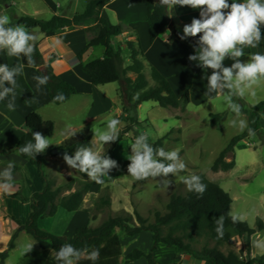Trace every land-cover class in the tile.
Listing matches in <instances>:
<instances>
[{
	"label": "trees",
	"instance_id": "trees-1",
	"mask_svg": "<svg viewBox=\"0 0 264 264\" xmlns=\"http://www.w3.org/2000/svg\"><path fill=\"white\" fill-rule=\"evenodd\" d=\"M9 0H0V5H6ZM232 1L229 0V3ZM159 0H148V31L150 42L153 43L161 32L170 24L168 10L160 6ZM106 0H89L83 13L75 14L72 17L55 16L49 21L38 20L30 16H24L11 22L12 25L20 24L28 30H39L44 34L55 35L69 28H75L84 24H95L89 31L93 36L88 46L80 53L79 59L93 47H104L106 57L96 59L87 63H82L86 73L89 74L95 86H103L118 82V95L123 109V114L118 120L125 122L126 126L121 128L120 137L113 145L123 140L130 132H136L140 124L138 120L139 107L149 101L159 104L162 108H174L185 110L191 102L190 86H188L182 97H177L169 81L162 76L154 67L147 66L144 53L139 41H128L125 46L115 48L112 40L124 33L122 25L111 23L105 10ZM182 35L174 32L173 36L177 40L193 46L197 45L199 35L181 40ZM264 35V32L262 33ZM264 40V39H263ZM130 60L129 66H125L126 56ZM35 64L45 65L42 55L35 46L33 54ZM149 69L150 79L146 71ZM204 70V69H202ZM211 70V69H208ZM129 73L135 74V78L129 76ZM41 76H48L46 87L48 88L51 100L56 105L67 102L72 96L77 94V90L71 84L58 77L51 66H46L40 71ZM152 81V83H151ZM58 93H62L64 99L55 100ZM238 102L239 98H234ZM241 105V104H240ZM242 107V115L248 120V126L255 130L256 134L261 135L260 121L264 118V102L255 106ZM224 114H211V126L218 128ZM25 133L20 140L18 147L32 140V132H41L45 136L52 137L55 133V124L52 121H44L36 112H31L24 125ZM248 137L247 130L242 134L232 138L228 146L219 154L213 163L211 170L214 173L228 172L234 169L235 148L237 144ZM93 136L89 131H85L82 137L68 140L60 147L67 150L69 155H73L75 150L83 146L94 147ZM164 138L155 142H150L154 147H164ZM54 148H48L44 153L52 154ZM44 153L38 154L35 159L20 154L24 159L30 160L34 165L44 183V190L35 193L31 198V213L25 224L15 221L19 225L18 231H26L40 245L41 252L34 253L22 259L20 264H58L55 260V252L64 243H70L76 248L99 249V259L95 264H129L135 260L145 258L148 264H157L154 253L157 250V244L162 243L174 247L178 253H184L193 256L196 259H207L211 264H264V255L260 258L250 259L247 262L240 259V256L234 252L227 254L219 250V246L227 244L232 239V231L238 236H251L255 233L248 223L240 220L233 222L229 215L232 198L225 192L221 186L209 180L204 174L201 175L203 183L207 186L203 195L195 192H188L187 195H173L167 206V214L156 215L155 224H146V221L135 212L136 220L134 222L132 214L123 213L110 216L96 227H80L76 230L74 237L70 242L65 238L56 236L40 228V220L54 217L58 210L64 209L72 213L82 208L84 199L90 192L91 184L87 183L78 187L75 192L63 196L64 189L71 190L75 184V179H71L65 185H57L54 178L48 177L44 170ZM230 155L233 156L228 161ZM83 179H89L86 174L76 171ZM13 195L12 197H16ZM111 205L109 198H100L97 208L102 210ZM220 216L224 217L223 235L218 237L215 223ZM259 226V224H258ZM164 228L169 231L164 235ZM117 229L128 236H134L144 231L153 233L154 246L151 252L146 253L139 249L123 257L122 244L117 234ZM18 232H15L10 240L8 249L0 253V264H5L11 250L15 248V241ZM203 239L207 242L213 241L215 246L212 248L203 247L201 250L194 249L193 244ZM78 264H93L92 261L82 258Z\"/></svg>",
	"mask_w": 264,
	"mask_h": 264
},
{
	"label": "crops",
	"instance_id": "crops-1",
	"mask_svg": "<svg viewBox=\"0 0 264 264\" xmlns=\"http://www.w3.org/2000/svg\"><path fill=\"white\" fill-rule=\"evenodd\" d=\"M237 2H242V0H237ZM58 9L55 6L53 8L54 14L44 21H49L55 16L72 17L75 15L66 12L59 14ZM105 10L112 24L124 27V33L112 40L115 48L125 46L128 41H139L146 65L154 67L169 81L177 97H182L185 89L190 86L191 103L195 98L196 100L200 99L199 103L207 102L212 98L204 95L207 88L206 76L210 75L212 70H202L195 62L189 61L188 56L194 54L193 46L183 43L173 36L175 31L183 34V26L190 24L193 18H199L198 9L194 10L187 6H175L171 16L168 14L170 24L164 28L153 43L150 42L148 31V0H106ZM94 26L95 24L93 23L84 24L75 28L65 29L55 35L44 34L39 30H29L39 37L36 44L45 63L43 66L38 67L35 63L29 66L25 60L21 59L18 61L16 57H9L6 52L0 51V63H6L10 67L18 62L24 64L23 72L16 77L15 111L7 109V99L0 101V169L5 168L10 161L15 162L14 186L8 191L0 189V253L8 249L13 234L18 232L15 248L10 251L5 264H10L11 257L20 250L21 242L23 244L26 242L36 243L33 246V250L22 256L20 261L31 254L41 252L40 245L31 235L23 230L18 231L19 225L16 222L20 221L22 224L27 222L31 213L32 196L44 190V183L37 168L31 164L30 160L22 158L16 152V148L25 133L24 125L28 115L31 112H36L44 121L54 122L55 133L50 138L53 144L49 148L60 149L66 141L82 137L85 131H89L94 136L92 128L95 129L96 133V130L105 127L107 117L119 119L123 114L118 95L119 88L113 87V83L95 86L89 74L83 68L82 63L104 59L106 57V49L101 46L90 48L82 56V61L79 59L80 53L88 46L93 36L89 29ZM261 31L262 33L264 32V27H262ZM167 39L170 43H166ZM255 52L264 54L263 39L257 48L245 47V54L239 59L242 62H247L249 54ZM125 56V66L127 67L130 64L128 52H125ZM231 61L234 62L233 60ZM46 66H51L58 77L71 84L77 90L76 95L61 105H56L52 102L46 85L37 88V81L33 79L34 76H41L40 71L44 70ZM41 67H44V69L41 70ZM146 74L147 76L150 75V73L148 75L147 71ZM129 76L135 78L132 73H129ZM263 79L261 78L260 80ZM142 106L143 104L139 109ZM178 110L183 112L181 109H176V111ZM186 111L187 108L183 113L185 114ZM177 118L181 119V116L177 114ZM121 122L120 129L126 126L125 122ZM260 129L264 135V118L260 121ZM74 132L75 134L72 135ZM97 140L98 134L96 133L92 139L94 151H97L95 142ZM62 157L63 155L44 153V164L48 167L51 162L63 161ZM235 162L234 169L225 173L233 172L238 168L236 159ZM47 167L46 169H48ZM53 173L51 178L56 180L57 185H61L60 182L65 178L60 179L58 176H62V172ZM103 179L104 181H110L113 177H104ZM87 183L91 184V189L85 197L80 210L69 213L60 208L54 217L40 220V228L56 236L63 237L67 242H70L78 228L92 227V223L101 224L100 217L102 213H99L98 218L92 217L91 209L95 207L96 202H99V196L105 185H107L106 182L97 184L92 180H87V182L83 183L81 181L77 185L76 181L75 186L71 190L68 188L64 189L63 196L75 192L78 187ZM13 195L17 196L12 197ZM112 203L111 200V205ZM262 205L264 206V201ZM125 211L132 214L130 211ZM248 219L249 216L240 220L247 223ZM254 219H257V224H259L256 229L250 223L248 224L255 230L254 234L251 236H234L228 243V246H230V251L228 252L238 254L240 259L246 262L264 255V246L259 248L260 244L264 245V215L254 216ZM117 234L122 244L123 257H126L135 249L149 253L155 244L153 233L149 231L128 236L117 229ZM154 257L157 264H211L207 259H196L191 255L178 253L174 247L162 243L157 244ZM129 264H148V261L145 258H141Z\"/></svg>",
	"mask_w": 264,
	"mask_h": 264
},
{
	"label": "clouds",
	"instance_id": "clouds-1",
	"mask_svg": "<svg viewBox=\"0 0 264 264\" xmlns=\"http://www.w3.org/2000/svg\"><path fill=\"white\" fill-rule=\"evenodd\" d=\"M160 6L168 10L169 16L175 6H187L199 10V18H193L190 24L183 26L181 40L199 35L194 54L188 56V60L195 62L198 67L211 74L206 76L207 88L205 96H222L223 102L236 118L229 121V125L243 132L247 130L249 136H254L255 130L248 126L245 119L240 118L242 107L234 98H243L246 91L250 90L261 78H264V54L255 52L249 54V60L242 62L245 47L257 48L264 35V0H159ZM38 35L24 25H12L11 17L0 14V51L6 52L9 57L17 60H25L31 66L35 63L33 54L35 52ZM166 43H170L167 39ZM234 62L231 66H224L225 59ZM24 64L16 63L9 66L0 63V101L7 99L6 107L9 111H15L16 100V77L23 72ZM37 88L47 84L48 76H34ZM255 95L254 92L251 93ZM55 100H63L62 93H58ZM121 121L113 118L106 130L98 135L99 141L105 145L115 142L120 137ZM94 136L95 129L92 128ZM72 133V135H74ZM93 136V137H94ZM148 133L141 132L130 144L131 155L128 173L136 181L149 178L161 177L159 183L164 188H169L172 181L168 179L169 174L177 176L180 172L187 170L185 161L180 157L179 150H165L163 147H154L149 142ZM53 144L50 137L41 132H32V140L16 148L18 154L26 155L35 159L38 154L44 153ZM63 160L70 169L86 174V176L97 184H103L104 177H110L109 172L118 168L116 160L102 152L94 151L92 147L81 145L73 155L63 154ZM15 162H8L7 166L0 169V189L8 191L14 186ZM71 172L69 173V175ZM190 192L203 195L206 185L201 175L191 173L180 177ZM233 222L240 220V214L229 212ZM218 237L223 235L224 217L220 216L215 221ZM36 242H26L21 245V255L33 250ZM86 258L95 264L99 259V249L76 248L70 243L62 244L55 252V260L58 264H78Z\"/></svg>",
	"mask_w": 264,
	"mask_h": 264
},
{
	"label": "rangeland",
	"instance_id": "rangeland-1",
	"mask_svg": "<svg viewBox=\"0 0 264 264\" xmlns=\"http://www.w3.org/2000/svg\"><path fill=\"white\" fill-rule=\"evenodd\" d=\"M9 1L6 5H0V14L10 16L11 22L24 16L42 20L49 19L54 14L53 8L55 6L59 8V14L63 12L69 14L83 13L89 2V0ZM232 63L227 58L223 61L224 66H231ZM147 73L149 75L148 68ZM133 75L135 77V74ZM148 78L150 79V75ZM113 87L119 88V83H113ZM252 92L255 95H252ZM199 102L200 99L196 100V98L192 103L190 102L185 114L183 113L184 110L180 112L174 108H162L153 101L145 102L137 113L140 124L136 132H130L127 137H123V140L115 145L112 142L103 145L99 139L95 141L96 150L98 152L105 150V154L116 160L119 167L109 172L110 177L106 178L113 177V179L105 181L107 185L103 188L98 199L109 198L113 202L112 205L99 210L96 202L95 207L91 209L92 217L98 218L99 213H102L100 219L103 222L110 216L128 213L125 211L127 210L132 213L136 225L139 223L136 220L135 212L139 213L146 224H155L157 214L161 216L167 214V206L173 195L185 196L189 192L180 177L191 173H201L209 180L218 183L231 196L233 204L230 212L240 214L242 219L249 216L247 223L253 225L255 229L257 228L258 220L254 219V216L264 215V206L262 205L264 201V135L263 133L261 135L255 134L243 140L246 142L241 141L237 144L235 159L238 168L235 171L229 173L212 172L211 167L219 154L228 146L232 138L244 131L241 132L238 128L229 125V121L236 117L234 113L228 110L222 96L212 97L207 102ZM261 102H264V79L259 80L250 90H247L246 95L242 99L239 98L237 103L248 108ZM177 114L181 116V119L177 118ZM211 114H224L218 128L211 126ZM240 118L248 122L245 115H241ZM111 119L112 117H107L105 127L96 130L98 135L106 130ZM141 132L148 133L150 142L164 138L163 148L165 150L178 149L180 157L185 161L186 171L180 172L177 176L169 174L168 179L172 181L169 188L161 186L159 183L161 177L136 181L129 175L127 169L130 160L127 157L131 155L130 144ZM232 158L233 156L230 155L228 161H231ZM49 165L47 167L44 164L46 175L51 177L53 172H62L63 177L58 176L60 179L65 178L60 182L61 185H65L71 179H75L77 185L81 181L85 183L87 180H91L82 179L74 169L67 166L64 160L57 163L51 162ZM89 203L91 202L89 201ZM242 222L246 221L242 220ZM91 226L96 227L98 225L92 223ZM168 231V228H164L163 234L166 235ZM234 236H238V234L232 231V237ZM205 246L212 248L215 243L198 239L193 244V248L198 250ZM261 246L264 245L260 244L259 248ZM219 250L227 254L230 251V246L228 243L222 244L219 246ZM25 255H21L19 250L11 257L10 264L19 263L21 257Z\"/></svg>",
	"mask_w": 264,
	"mask_h": 264
},
{
	"label": "water",
	"instance_id": "water-1",
	"mask_svg": "<svg viewBox=\"0 0 264 264\" xmlns=\"http://www.w3.org/2000/svg\"><path fill=\"white\" fill-rule=\"evenodd\" d=\"M44 69V67H41V70ZM64 153H68L67 150L64 149H54L52 151L53 155H63Z\"/></svg>",
	"mask_w": 264,
	"mask_h": 264
},
{
	"label": "built area",
	"instance_id": "built-area-1",
	"mask_svg": "<svg viewBox=\"0 0 264 264\" xmlns=\"http://www.w3.org/2000/svg\"><path fill=\"white\" fill-rule=\"evenodd\" d=\"M219 96V95H218Z\"/></svg>",
	"mask_w": 264,
	"mask_h": 264
}]
</instances>
